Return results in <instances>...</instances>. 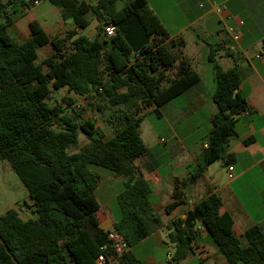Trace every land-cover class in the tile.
I'll return each instance as SVG.
<instances>
[{
    "label": "trees",
    "instance_id": "trees-1",
    "mask_svg": "<svg viewBox=\"0 0 264 264\" xmlns=\"http://www.w3.org/2000/svg\"><path fill=\"white\" fill-rule=\"evenodd\" d=\"M39 1L0 0V160L7 161L27 189L35 215L23 218L16 208L0 214V264H96L103 246L107 264H143L130 248L161 222L150 205L151 186L134 164L147 151L139 132L141 113L148 108L157 112L200 76L184 60V39L170 36L147 0H49L75 29L88 26L90 13L95 34L73 29L52 37L32 20L28 38L15 40L9 26ZM106 24L114 26V35H105ZM47 43L53 52L38 61L37 49ZM208 61L217 112L187 185L209 164L232 160L228 140L235 133V116L246 108L237 91V67L223 68L212 55ZM172 68L177 73L170 78ZM61 89L71 95L52 104V93ZM77 97L89 100L93 111L114 112L110 136L105 137L94 118L78 112ZM80 133L87 142L78 148ZM92 167L123 178L113 228L129 250L112 259L107 231L96 216L99 176ZM183 194L175 187L167 213L182 202ZM221 205L220 196L210 193L171 222L166 234L174 247L169 264L194 252L201 226L229 264H264V230L258 225L246 229L243 245Z\"/></svg>",
    "mask_w": 264,
    "mask_h": 264
},
{
    "label": "crops",
    "instance_id": "crops-1",
    "mask_svg": "<svg viewBox=\"0 0 264 264\" xmlns=\"http://www.w3.org/2000/svg\"><path fill=\"white\" fill-rule=\"evenodd\" d=\"M41 1L26 10L9 26L8 31L15 40L22 42L28 38L29 22L32 20H37L41 24V20H45L50 24V28H54L50 32L43 24L42 26L52 37L75 29L71 22L62 20L58 7L51 4L49 0H45L44 5L40 4ZM86 1L93 3L95 0ZM148 5L171 37L184 39V60L192 70L199 74L200 81L183 94L158 108L157 112L153 108H148L141 113L142 121L139 132L147 151L135 159L134 164L151 186L150 205L153 213L160 218L161 225L132 246L133 255L140 260L134 247L151 238H154L153 243L149 245L160 249L165 242L171 222L179 217L183 218L188 209L210 193L220 196L221 211L231 215L233 232L245 245L246 240L242 235L246 229L258 225L264 230V30L262 33L255 34L257 24L255 22L249 24L245 20L242 25H237V19L241 20L239 14L234 12V16H231V11L227 7L217 8L209 5L203 13L193 16L182 24L179 21L185 15L184 12L181 14L166 12L164 18H161L149 2ZM88 15L91 14H87V17ZM229 16H231L230 19ZM21 18H26V20L21 21ZM213 18L223 26V29L226 19L237 26L241 32V38L235 51L228 50L231 41L225 31L216 32L217 38L215 45L213 44L211 41L213 32L208 30L209 25L214 24L210 21ZM192 27H196L203 37L193 32L184 34L187 29ZM196 29H193L194 32ZM82 30L75 29L79 34H83ZM94 34L95 31L85 35ZM219 51L222 54H219ZM46 52L47 54L40 59V53ZM52 52L53 49L49 43L39 47L37 49L38 61L43 60ZM256 53H259L260 57H255ZM210 55L216 59L218 64L225 65L223 68L237 67L241 78L237 91L245 99L246 108L235 116V133L228 140L227 152L232 155V160L229 163L215 161L209 164L195 182L187 185L189 176L197 169L199 155L206 147L207 138L212 128V118L217 112V107L212 99L215 89L212 67H210L211 82L206 80L209 70L206 61L209 63ZM176 73V68L168 71L170 78L176 76ZM149 113H153L155 117L148 120L149 117L146 118V115ZM111 121L109 135H107L109 132L104 128L96 125L105 137L112 133L114 124ZM229 166L232 167V170H229ZM92 170L99 176L94 191L97 200V193L101 197H106L112 191V186L110 184L102 186L103 180L100 173L102 175L106 173H102L94 167ZM117 178L122 177L108 172V180ZM121 182L123 183V178ZM175 187L184 192L182 202L167 213L165 207L173 201L172 192ZM119 192L115 193V199ZM28 206L32 212L31 199ZM18 209L20 214H23L22 211L25 209ZM96 216L101 228L105 231L113 229L116 213L110 210L108 203L105 206L99 205ZM132 247L130 248L131 252ZM168 256L171 255L166 257L169 264ZM194 258L197 260L202 258L203 264H229L226 258L209 243L202 226L201 236L194 252L181 260L179 264ZM140 261L143 264H163V261L157 260L153 254L144 256Z\"/></svg>",
    "mask_w": 264,
    "mask_h": 264
},
{
    "label": "rangeland",
    "instance_id": "rangeland-1",
    "mask_svg": "<svg viewBox=\"0 0 264 264\" xmlns=\"http://www.w3.org/2000/svg\"><path fill=\"white\" fill-rule=\"evenodd\" d=\"M149 4L154 8V10L160 14L161 18H164V14L166 12H171L172 14H181L184 12L185 15H183L179 22L182 24L189 21L193 16H198L203 11L208 9V6L211 5L212 1L210 0H148ZM215 5L220 7H227L231 11V16H234V12L239 14L241 20H245L246 23L249 22L253 23L255 22L257 24V28L255 31V34L262 33L264 30V0H215L213 1ZM40 4H45V0H42ZM121 3L118 4V8L121 7ZM200 5H203L204 7H201ZM188 11V13H187ZM89 24L86 28L82 30L83 34H92L95 31L96 28V21L92 15H88ZM26 18H21V21H25ZM42 24L46 28V30L53 31L54 28H50V24H48L45 20H41ZM213 25H209V32H213L211 41H213V44L215 45L216 42V32L221 30L226 32V28L228 26H234V23L230 20L226 19V25L223 29V26L218 23V21L211 19L210 20ZM193 29H196V27H192L190 29H187V31L184 32L185 35H187L189 32L197 33L200 37H203L200 32H198V29H196V32H194ZM218 51V50H217ZM46 53H40V59H42ZM219 54H222L221 51H219ZM206 65L208 66V71L206 74V80L210 83L211 80V70H210V63L206 61ZM222 67H225L223 65ZM65 95H71L68 94V92L65 89H61L59 91L52 93V98L50 102L53 104L55 102H61L62 97ZM76 102L80 104V107L78 108V112L83 114L84 117H91L94 118L96 121V125L98 127L104 128L107 132H109L107 135L110 134L111 124H110V118L112 119V112L111 110H104L103 112L100 111H93L92 108L87 105L89 104V100L85 99L84 97H77ZM91 103L96 102L94 100H91ZM69 110V109H68ZM117 113V112H116ZM153 119L155 116L153 113H149L146 115V118ZM87 140L84 137L83 134L80 133L78 145L77 147H81L84 143H86ZM99 169L102 173H106L105 175H101V179L103 180L102 186H105L107 184H110L112 186V191L110 194H108L106 197H101L99 193H97V202L100 206H105L106 203H108V207L110 210L116 215H118V207L116 205V199L114 197L116 192H119L123 189V183L121 182L122 178H117L113 180L107 179L109 170L105 168L100 167H94ZM114 177V176H113ZM29 196L28 191L19 179V177L16 175V173L9 167L7 161L0 160V214L4 213L9 208H23V217L27 218H33L35 215L31 212L29 209ZM153 239L151 238L147 242L140 243L134 247V251L139 255L140 260H143L144 256L153 254L157 260L163 261V264H168L166 257L167 255H172L174 247L172 243H170L166 237L165 242L161 246L160 249L154 248L153 246L149 245L150 243H153ZM132 254H133V247H132ZM197 259L194 258L192 260H187L186 262L182 264H196ZM114 264L116 262H113Z\"/></svg>",
    "mask_w": 264,
    "mask_h": 264
},
{
    "label": "built area",
    "instance_id": "built-area-1",
    "mask_svg": "<svg viewBox=\"0 0 264 264\" xmlns=\"http://www.w3.org/2000/svg\"><path fill=\"white\" fill-rule=\"evenodd\" d=\"M38 2H35L37 4ZM213 7H217L214 2L211 3ZM201 7H204L203 5H200ZM218 8V7H217ZM231 16H229V19ZM243 21L240 19H237V25H242ZM104 33L107 37H110L114 35V26L112 24H106L104 25ZM226 34L229 36V39L231 41L230 45L228 46L229 51H235L237 49V44L240 41L241 38V32L237 28V26H228L226 28ZM255 57H260L259 53L255 54ZM77 107H80V104L77 103ZM229 170H232V167L229 166ZM107 240H108V247L112 250V257L113 256H120L126 251L129 250V245L123 238V236L114 228L107 231ZM102 252H100L96 259V264H107V258L104 254L106 250V246H103ZM171 256H168L170 259Z\"/></svg>",
    "mask_w": 264,
    "mask_h": 264
},
{
    "label": "water",
    "instance_id": "water-1",
    "mask_svg": "<svg viewBox=\"0 0 264 264\" xmlns=\"http://www.w3.org/2000/svg\"><path fill=\"white\" fill-rule=\"evenodd\" d=\"M94 39V37H92V40Z\"/></svg>",
    "mask_w": 264,
    "mask_h": 264
}]
</instances>
